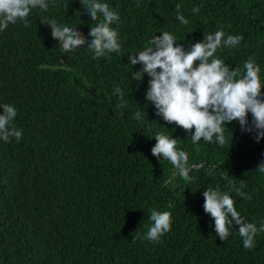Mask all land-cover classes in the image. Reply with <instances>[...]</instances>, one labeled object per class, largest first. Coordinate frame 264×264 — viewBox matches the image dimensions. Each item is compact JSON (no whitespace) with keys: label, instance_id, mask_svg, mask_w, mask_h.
Returning <instances> with one entry per match:
<instances>
[{"label":"trees","instance_id":"16d2710c","mask_svg":"<svg viewBox=\"0 0 264 264\" xmlns=\"http://www.w3.org/2000/svg\"><path fill=\"white\" fill-rule=\"evenodd\" d=\"M47 2L27 26L17 21L0 31V113L4 104L15 107L13 125L22 130L18 142L0 140V264H264V232L251 250L238 226L221 241L202 195L210 187L226 191L246 222L264 224V138L257 142L232 121L223 145L215 138L194 145L155 114L145 100L149 77L133 80L142 65L128 60L165 31L187 49L223 30L243 40L221 46L215 58L241 74L252 58L264 85V0H101L120 16L110 27L121 53L99 58L87 44L62 51L41 23L78 28L90 41L98 21L80 0ZM177 4L187 25L176 18ZM157 133L177 138V149L198 166L190 181L151 154ZM152 210L172 216L158 242L146 238Z\"/></svg>","mask_w":264,"mask_h":264},{"label":"clouds","instance_id":"9594fccd","mask_svg":"<svg viewBox=\"0 0 264 264\" xmlns=\"http://www.w3.org/2000/svg\"><path fill=\"white\" fill-rule=\"evenodd\" d=\"M80 3L90 20L98 21L90 27V41L78 28L58 25L51 19L41 20V23L50 26L52 38L58 41L64 52L75 51L87 44L94 58L113 52L119 55L121 44L118 32L110 27L120 20L118 12L101 0H80ZM37 7L47 11L49 4L47 0H0V31L17 21H23L27 26V18ZM180 8V4L175 6L176 18L187 25L188 20L180 13ZM192 12L198 13L199 8L193 7ZM242 40L241 35H228L225 38L223 30H217L214 34H204L202 40L190 44L186 49L165 31L149 39L144 50L137 52L138 55L128 54L131 66L142 65L140 70L132 72V78L141 81L145 73L148 75L145 100L151 102L157 116L190 134L194 145L201 140L212 143L214 138L216 143L223 145L225 126L232 121L239 122L242 132L254 133V139L259 142L264 138V93L261 92L264 85L260 79L259 65L249 58L241 74L239 68L233 69L224 60L215 58L221 46L236 47ZM116 93L123 97L120 88L115 89L114 95ZM119 106L123 107V104ZM249 113L252 117L250 123ZM16 115L17 110L12 105L2 106L0 140L8 142L14 137L18 142L22 138V130L13 125ZM139 117L140 112L137 111L134 118ZM154 137L156 143L151 148V154L159 162L161 158L169 161L180 177L190 181L189 172L198 166L189 165L188 153L177 149V138L162 133ZM258 167L264 172V163ZM236 191L242 197L245 195L241 189ZM202 195L204 212L214 220V230L220 240H227L230 229L238 226L243 247L248 250L254 248V238L264 232V224L257 227L255 223L246 222L236 210L234 199L226 191L210 187ZM149 218L152 224L146 238L158 242L171 230V213L152 210Z\"/></svg>","mask_w":264,"mask_h":264}]
</instances>
